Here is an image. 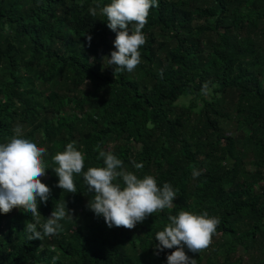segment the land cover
Returning a JSON list of instances; mask_svg holds the SVG:
<instances>
[{"label":"trees","instance_id":"1","mask_svg":"<svg viewBox=\"0 0 264 264\" xmlns=\"http://www.w3.org/2000/svg\"><path fill=\"white\" fill-rule=\"evenodd\" d=\"M95 3L0 0V142L20 124L55 167L75 141L85 171L112 151L126 170L171 183L173 207L109 228L88 208L82 175L66 192L48 168L39 223L63 201L71 217L30 240L37 218L0 213V264H166L173 249L155 254L154 234L181 210L220 219L206 248L185 250L195 264H264V0H158L132 72L108 66L116 33L90 14Z\"/></svg>","mask_w":264,"mask_h":264},{"label":"clouds","instance_id":"2","mask_svg":"<svg viewBox=\"0 0 264 264\" xmlns=\"http://www.w3.org/2000/svg\"><path fill=\"white\" fill-rule=\"evenodd\" d=\"M158 5V0H110L102 3L96 0L90 6L92 16L106 18L107 27L116 33L113 41L115 50L110 52L108 66L116 71L132 72L142 62L140 48L146 43L142 31L150 9ZM90 46L92 36L85 34ZM211 89L204 83L201 93L210 94ZM45 146L24 135L23 126L18 124L7 142H0V213H8L13 208L24 209L37 218L25 226L29 239H41L42 236L57 234L62 230L61 220L71 217L66 203H58L50 217L39 223L41 214L38 203L46 202L51 193L48 185L42 182L46 170L52 168L58 180L56 186L66 192H77L74 181L76 175H82L84 184L93 197L88 208L97 217H103L107 227L134 228L149 215L173 207L177 190L169 182L158 185L153 175L138 176L124 167V161L114 152L100 150L98 159L102 166H90L84 170L85 153L68 142L63 151L57 152L52 160L55 167H49L44 156ZM140 169L142 163H135ZM199 171H193V177ZM168 224L154 234L157 243L155 254L164 249H173L166 254V264H195V259L187 255L186 249L198 253L211 243L212 235L220 224L219 217L210 216L206 211L196 213L181 210L178 214L168 215Z\"/></svg>","mask_w":264,"mask_h":264}]
</instances>
